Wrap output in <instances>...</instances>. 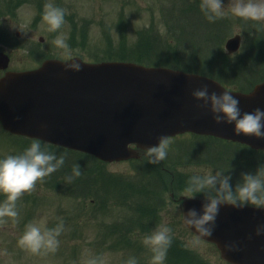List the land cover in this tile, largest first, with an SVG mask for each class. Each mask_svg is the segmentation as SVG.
Listing matches in <instances>:
<instances>
[{"label":"rangeland","instance_id":"374dc122","mask_svg":"<svg viewBox=\"0 0 264 264\" xmlns=\"http://www.w3.org/2000/svg\"><path fill=\"white\" fill-rule=\"evenodd\" d=\"M221 2L227 14L221 21L209 22L198 8L200 0H0V50L10 54L9 68L20 70L36 67L50 55L69 58L53 44L58 36L65 38L71 57L80 55L86 60L119 58L127 55L129 50L132 58L147 56L149 47L154 44L151 58L158 62L177 65L174 61H178L184 68L195 71L213 67L224 82L231 79L248 88L251 84L247 82L249 77L253 81L264 77L258 61L264 58V28L227 12L232 0ZM48 3L65 11V22L56 32L48 31V25L43 21L44 6ZM166 21L169 26L165 25ZM249 24L256 27L251 31ZM150 25L155 26V31H149ZM18 30L22 31L20 36L16 35ZM171 32L175 33V43L171 42L178 52L176 59H172L175 53L170 51V43L164 39H172ZM236 32L245 35L244 48L229 54L225 50V42ZM72 34L75 35L73 39ZM7 41L14 45L3 43ZM219 52L231 57L233 63L229 69L220 62ZM241 58L254 59L255 64L244 65ZM235 64L240 70L237 74ZM9 135L0 133V159L20 154L32 143ZM41 146L58 157L63 155L65 163L42 183H37L35 191L25 193L16 202L18 217L15 222L8 219L5 225L0 226V264H83L85 259L95 255L102 256L105 264H124L135 248H119L114 237H102L104 227L113 232L111 227L115 222L124 224L121 229L126 232L130 228L140 241L143 235L151 234L157 226L167 225L172 229V236L180 237L183 245L198 255L211 258L217 264H228L221 260L213 243L202 240L198 247L189 245V240L196 235L183 226L181 204L172 198V193L183 195L192 175L229 168L230 173L225 174L232 176L230 183L235 186L242 172H255L264 163V153L249 150L243 145L212 136L185 134L173 137L164 160L150 163L160 171L157 169L156 174H144L131 182L128 178L137 174L134 161L101 164L95 159L66 153L45 143ZM175 149L177 151L172 154ZM143 160L149 162V157L145 156ZM76 164L83 170L69 184L66 177L71 175ZM139 167L142 171L147 169L144 164ZM136 187H151L157 193L153 196L156 197L154 204L157 200L160 201L157 206L164 204L159 222L155 216L150 223L153 217L150 215L148 224H136L140 213L133 207L146 197L144 194L134 195ZM196 197L204 198V195L201 193ZM5 199V195L0 193V203ZM154 214L159 215L157 211ZM121 217L123 220L118 221ZM61 220L64 228L58 237L60 243L55 253L33 255L17 246L27 224L55 228ZM140 241L138 243H142ZM5 250L7 255L2 254ZM148 250H142L145 255L141 260V253L136 250L137 261L149 264L151 256ZM169 264L175 263L169 260Z\"/></svg>","mask_w":264,"mask_h":264},{"label":"water","instance_id":"95a60500","mask_svg":"<svg viewBox=\"0 0 264 264\" xmlns=\"http://www.w3.org/2000/svg\"><path fill=\"white\" fill-rule=\"evenodd\" d=\"M240 41L239 35L230 38L227 49L236 51ZM72 60L81 64V71H64ZM9 61L8 54L0 52V68H7ZM204 85L209 93L230 92L239 100L241 112L264 110V81L250 92L233 91L204 75L133 62L87 63L75 57L47 59L36 69L7 71L0 77V119L13 133L90 153L104 161L139 158L141 150L158 143L157 137L187 131L264 150V139L236 135L234 124H216L208 109L197 107L202 101H196L191 93ZM180 199L184 213L193 208L199 212L204 201ZM258 224H264V211L222 205L215 231L205 239L215 242L232 263L264 264V236L247 239ZM229 241H239L241 250L225 251Z\"/></svg>","mask_w":264,"mask_h":264},{"label":"clouds","instance_id":"9594fccd","mask_svg":"<svg viewBox=\"0 0 264 264\" xmlns=\"http://www.w3.org/2000/svg\"><path fill=\"white\" fill-rule=\"evenodd\" d=\"M199 8L209 22L222 19L227 14L221 0H200ZM227 12L245 21L264 23V0H232ZM64 17L65 11L62 8L51 3L44 6L43 21L48 25V31H58L65 22ZM53 44L71 58L70 48L63 36H58ZM81 70V64L76 60L65 64L64 67V71ZM191 95L196 101H202L197 107L208 109L216 124H234L236 135L264 139V110L256 108L252 112H241L239 100L230 95V92L224 91L219 95L216 92L209 93L207 85L194 89ZM157 140L155 146L144 149L151 164L164 160L171 144L169 136H159ZM64 163L63 155L58 157L43 150L38 139H34L22 153L0 159V193L6 197L0 203V226L5 225L8 219L15 222L18 217L16 202L25 193L35 191L37 183H42ZM230 171L229 168L203 175H192L187 181L183 190L185 198L195 199L197 194L204 195L199 212L193 208L184 213V223L196 233L188 242L193 248L198 247L202 239L213 235L222 205H229L238 210L250 207L264 211V163H261L255 172H242L235 186L230 183L232 176L225 174ZM80 175L81 167L76 164L71 175L66 177V182L70 184ZM63 228L62 220L55 228H42L29 223L19 236L17 246L33 255L55 253L60 243L58 237ZM253 235L264 236V224H258L254 233L247 239L251 240ZM172 240V229L164 224L142 237V244L152 254L149 264H164ZM239 245V241H229L225 243L224 249L228 252L240 251ZM2 254L7 255L6 250ZM83 264H105V260L99 255L89 256ZM124 264H137V261L135 258H129Z\"/></svg>","mask_w":264,"mask_h":264},{"label":"trees","instance_id":"16d2710c","mask_svg":"<svg viewBox=\"0 0 264 264\" xmlns=\"http://www.w3.org/2000/svg\"><path fill=\"white\" fill-rule=\"evenodd\" d=\"M75 37V35L74 34H72V39ZM83 41V40H82ZM154 49H155V46H154V44H152L150 47H149V54L147 55V56H139L138 58V60L139 61H142V62H149L151 59H153V58H151V52L152 51H154ZM169 49H170V51L172 52V53H175V55H173V57H172V59H176V58H178V52H177V50H176V48H175V46L174 45H172V44H169ZM220 51H221V49H219ZM219 54H220V62H222L224 65H226L227 67H228V69L230 68V65L233 63V62H231V60L228 58V57H226L225 55H223L221 52H219ZM122 57H120V59H121ZM154 61L155 62H157V63H162V64H166L165 62H158L156 59H154ZM240 61H241V63L242 64H244V65H252V64H255V60L254 59H248V60H246V58L245 59H243V58H241L240 59ZM259 61V65L261 66V70L262 71H264V58H261V59H259L258 60ZM178 66V68H182L183 66H181L180 65V62H178V61H174ZM240 62H239V64L238 65H240L241 64ZM184 68V67H183ZM237 69L238 71L236 72V74L240 71L239 70V68H238V66L235 64L234 65V69ZM201 73H203V74H208V75H210V76H213V77H215V78H217V79H219L220 81H223V78L221 77V75H218V74H216L214 71H213V67H210V68H208V69H206V70H203V71H200ZM261 80L262 79H264V77H262V78H260ZM260 79H258V80H260ZM226 80V82L225 83H227L228 85H230V86H233V87H235V88H237V89H241V90H249V89H251L252 87H253V85L256 83V82H258L257 80L256 81H253V79L252 78H248L247 79V82L248 83H251L250 84V87H248V88H244L238 81H235V80H231V79H225ZM224 82V81H223ZM236 144H239V143H236ZM239 145H241V144H239ZM245 148H247V149H249V150H252L250 147H248V146H246V145H243ZM57 149H59V150H64V152H66V153H74V155H78V156H80V157H87V158H90V159H93V157L91 156V155H87V154H85V153H82V152H78V151H70V150H67V149H63V148H58V147H56ZM259 152H261V153H264V151H259ZM141 164H144V165H146V170L145 171H142L141 169H140V165ZM81 167V166H80ZM135 169H136V171H137V180H139L144 174L145 175H149V174H151V173H153V172H155V174H156V171H157V169H158V171H160V169L158 168V167H156V166H153V165H151L149 162H147V161H145V160H141L140 161V163H139V165L137 166V167H135ZM81 170H83V168L81 167ZM122 180V179H121ZM129 181H131V182H134V181H136V180H129ZM126 182H128V181H126ZM158 183H156V184H153V185H157ZM151 187H136V190L134 191V195H139V194H144V195H146V197H143L141 200L142 201H140V202H137V204H138V206L137 207H135V209L138 211V213H140L139 215H138V217H137V219H136V224L137 225H146V224H148V218H150V215L151 214H154V211H158L159 210V207L157 206V204L160 202V201H158L157 200V204L155 205L154 203H155V198L156 197H153V196H156V192H154L153 191V189L151 190L150 189ZM157 199H161V198H157ZM145 201V202H144ZM147 202H150V203H147ZM161 205H163V204H161ZM129 206H130V204H129ZM151 216H155V214L154 215H151ZM148 217V218H147ZM143 228H145V227H143ZM123 232V231H122ZM124 233H122V235H123ZM121 240H125V239H122L121 238ZM124 244L125 243H128V241L127 242H123ZM180 244H181V242L178 240V239H176V238H173V240H172V244H171V246H170V249H169V255L172 257V258H180V257H182V259L183 258H185V259H189L192 255L191 254H189V250L186 248V247H184V246H180ZM181 247H183V249L181 248ZM184 250V251H183Z\"/></svg>","mask_w":264,"mask_h":264},{"label":"flooded vegetation","instance_id":"af4514ba","mask_svg":"<svg viewBox=\"0 0 264 264\" xmlns=\"http://www.w3.org/2000/svg\"><path fill=\"white\" fill-rule=\"evenodd\" d=\"M260 26H261V28H264V23H261ZM0 73H2V71ZM125 237L129 238L130 241H136L137 240L136 235L134 233H131V232L129 233V235H126ZM142 237H141V239H142ZM114 239H119V235L115 236ZM142 252L143 251H141L140 253L141 254L145 253V252H143V253ZM136 253H137L136 251H133L132 256L130 255V258H135V260L137 261L136 256H135ZM143 255H145V254H143ZM146 255H148V253H146ZM193 255H194L193 260H192L193 264H217L216 261L211 259V258L198 255L195 250L193 252ZM150 256H151V254H150ZM220 258L224 263L231 264L227 260H225L221 256V254H220ZM167 263L169 264V261L167 260V257H166L164 264H167ZM140 264H145V263L143 261H141Z\"/></svg>","mask_w":264,"mask_h":264}]
</instances>
